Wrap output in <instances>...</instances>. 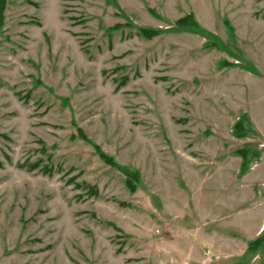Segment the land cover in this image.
<instances>
[{
	"label": "rangeland",
	"instance_id": "obj_1",
	"mask_svg": "<svg viewBox=\"0 0 264 264\" xmlns=\"http://www.w3.org/2000/svg\"><path fill=\"white\" fill-rule=\"evenodd\" d=\"M263 227L264 0H0V264H264Z\"/></svg>",
	"mask_w": 264,
	"mask_h": 264
},
{
	"label": "trees",
	"instance_id": "obj_2",
	"mask_svg": "<svg viewBox=\"0 0 264 264\" xmlns=\"http://www.w3.org/2000/svg\"><path fill=\"white\" fill-rule=\"evenodd\" d=\"M177 24L179 25V26H193V25H195V23H193V21L191 20V19H189V17L188 16H185V17H183L182 19H179L178 21H177ZM151 32H157V31H147V30H145V29H141L140 30V33L143 35V36H147L148 35V33H151ZM97 151V153H98V155H99V157L104 161V162H106V163H108V164H111V165H113V166H116V165H114L115 163L112 161V159H111V157H109L108 155H106L105 153H103L102 151H99V150H96ZM128 174L126 173V179H125V181H124V184H125V186H128L130 189H132V185L130 184V182L132 183L133 181H135L134 180V178H135V175H133V174H129L128 176H127ZM260 246H263L264 247V227H263V229H262V231H261V235H260V237H257L254 241H252L251 243H250V248H258V247H260Z\"/></svg>",
	"mask_w": 264,
	"mask_h": 264
}]
</instances>
